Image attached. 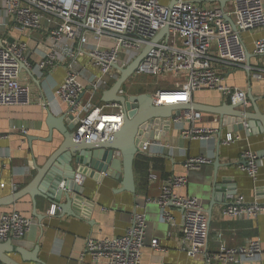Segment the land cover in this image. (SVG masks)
<instances>
[{
  "label": "built area",
  "instance_id": "1",
  "mask_svg": "<svg viewBox=\"0 0 264 264\" xmlns=\"http://www.w3.org/2000/svg\"><path fill=\"white\" fill-rule=\"evenodd\" d=\"M230 5L226 13L218 6L203 8L188 0H176L172 7L159 0H0V33L4 35L0 41V107L30 105V89L19 83L23 67L43 77L48 69L63 66L66 76L53 96L76 121L75 142H104L122 128L125 110L117 103L91 104V99L117 80L119 73L114 67L125 68L148 46L151 48L135 74L174 79L172 86L152 94L155 105L189 104L194 92L215 90L231 103L244 102L243 107H246L249 104L245 91L227 86L217 67L245 68L248 53L241 33L264 28V3L262 0H230ZM164 29L166 33L162 38L152 43ZM10 32L21 36L31 32L41 34L43 56L35 59L30 44L11 38ZM253 46L255 55L264 56V40L255 41ZM81 59H85V67ZM263 73L264 70H254L252 77L263 80ZM84 94H88L85 101ZM118 94L128 96L123 88ZM164 97L166 103L162 104ZM170 120L184 139L209 141L217 134L216 129L196 125L201 120V112L194 109ZM21 133L24 137L27 131L23 129ZM235 139L227 134L224 143ZM147 148V143L142 144L140 152ZM240 160V168L255 182L259 171L257 155L245 151ZM210 163L209 158L192 157L185 161L184 168L192 171ZM83 179L78 175L75 181L81 184ZM186 184V176L167 178L159 197L153 201L160 208L161 221L170 227H175L176 223L169 209L179 211L180 251L190 259L202 257L206 264L257 260L264 249L255 239L231 247L222 243L213 254L206 251L208 220L198 199L179 194ZM262 213L263 204L247 203L240 197L222 210V215L228 218L253 219ZM31 225L29 218L16 211L2 212L0 243L24 239ZM145 234V217L134 211L131 225L123 236L88 239L85 254L105 264H141ZM151 247L162 252L155 239Z\"/></svg>",
  "mask_w": 264,
  "mask_h": 264
},
{
  "label": "crops",
  "instance_id": "2",
  "mask_svg": "<svg viewBox=\"0 0 264 264\" xmlns=\"http://www.w3.org/2000/svg\"><path fill=\"white\" fill-rule=\"evenodd\" d=\"M171 1L159 0L163 5H169ZM188 1L203 8H221L223 4L226 13L231 9L230 0ZM3 36L0 33V41ZM9 36L29 43V47L35 51V59L43 56V36L38 32H31L28 36L10 32ZM241 38L248 53L245 68H217L223 74L227 86L245 91L246 100L251 93L257 99L260 113L264 115V73L263 80L252 77L254 70H264V56L253 53L254 42L264 40V28L241 33ZM85 63V59H81V65L85 67ZM29 72L25 67L22 68L19 83L30 89V105L0 107V133L3 135L0 139V197L10 196L30 186L39 176L38 170L46 166L48 159L62 142V138L55 131L52 139L48 140L45 119L48 110L55 116L66 112V107L53 96L55 89L64 81L65 68L57 66L48 69L43 77ZM87 97L88 94H84L83 100ZM228 100L230 99L218 91L200 90L192 94L191 103L188 105L189 109L196 106L211 108L219 107L225 102L229 104ZM99 101L100 95L96 98L94 96L91 104H98ZM44 103L48 104L46 108L42 106ZM247 103L250 101L247 100ZM242 108L252 113L250 104ZM214 119L213 114L201 113V120L196 125L217 129ZM169 123L167 132L163 131L162 124L155 125L156 136L144 143L148 144L147 151L139 152L135 157V194L119 192L120 182L106 175L100 181L84 178L81 182L83 202L79 208L80 218L56 216L53 211L55 208L49 206L41 196H35L34 206L31 197L26 195L10 207L0 208V214L16 211L31 220L32 225L25 238L12 242H16L19 249L28 254L38 246L37 256L44 264H105L103 261H93L85 254L86 241L123 236L131 225L133 212L137 211L146 220L141 264H206L202 257L190 259L180 251L179 211L169 209L176 223L175 227H170L161 221L160 208L153 203L159 197L161 186L167 178L186 176L187 184L178 192L200 202L208 220V253L218 252L222 243L228 247L239 246L250 239L258 240L264 249V213L253 219L228 218L222 215L223 208L237 197L247 203L257 202L264 205V134L256 132L248 136L245 127L240 131L222 128L218 131L221 134L220 139L218 135H214L209 141L189 140L181 137L180 130L171 120ZM23 129L27 131V136L34 138L30 144L21 133ZM227 134L237 139L225 144ZM245 151L254 152L257 158L260 157L255 182L240 168V156ZM198 156L209 158L211 163L197 170L186 171L185 161ZM217 157L221 166L215 177L211 164ZM71 166L73 169L77 168L74 163ZM61 169L63 166L56 162L44 171L33 192L42 194V191H47L50 187L48 179ZM214 183L218 191L212 196ZM208 211H211L210 216ZM34 212L39 218H43L41 222L34 217ZM154 239L158 241L162 252L152 249L151 241ZM9 257L20 264H33L24 262L19 253H10ZM214 264L221 263L216 261ZM227 264H264V251L257 260L240 259L238 263Z\"/></svg>",
  "mask_w": 264,
  "mask_h": 264
},
{
  "label": "water",
  "instance_id": "3",
  "mask_svg": "<svg viewBox=\"0 0 264 264\" xmlns=\"http://www.w3.org/2000/svg\"><path fill=\"white\" fill-rule=\"evenodd\" d=\"M175 3L176 0H172L169 7H172ZM219 3L221 4L222 2ZM221 8H224L223 4H221ZM225 19L231 23L233 30H236L231 19L228 17ZM165 33L166 29L160 31L152 40V43L159 41ZM11 41L10 39V42ZM150 48L151 46L146 47L125 68L114 67L119 73V76L113 85L100 95L101 103H117L124 108L125 114L122 128L104 142L83 141L77 143L73 135V130L76 125L73 116L66 112L59 116H55L48 110L45 119L49 134L48 140L52 139L53 132L55 131L62 138V142L58 149L48 159L46 166L38 170L39 176L30 186L10 196L0 197V208L10 207L26 195L31 197L32 204L35 206L34 198L38 195L41 196L49 206L55 208L53 210L54 215L80 218L79 208L80 204L83 202V188L81 184L75 181L77 175L83 178L93 179L94 181H100L102 176L106 175L120 182L121 187L119 192L135 194L133 164L136 155L140 152L142 144L156 136L154 130L155 125L162 124L164 126L163 131L167 132L170 119L172 117H180L181 111H187L190 108L188 104L168 106L155 105L153 95L147 93L128 96H121L118 94L123 84L135 74L139 63L147 55ZM247 100L250 101L249 104L252 107V113L242 108L244 102L233 104L230 100H228L229 104L225 102L219 107L209 108L196 106L194 110L215 115L214 121L218 126L216 135H218L219 139L221 134L218 133V131L222 128H231V130L240 131L245 127L248 136L256 132L258 134H264V115L259 111L257 99L252 97L251 93H249ZM24 139L29 144L34 140L33 137L27 135L24 136ZM116 153H118V156ZM258 158L260 159L259 156ZM56 162L62 165L63 169L56 172L54 177L48 179L50 187L47 191L44 190L42 194H35L33 189L41 180L40 176ZM71 163H74L77 168L73 169ZM211 165L214 168L216 177V172L221 166L219 158L217 157L215 162ZM213 186L214 189L211 190L212 196L215 195V191H218V187H216L215 183ZM207 213L209 216L211 215V211ZM34 217H36L38 222H41L43 219L39 218L35 212ZM10 253H19L24 262L44 264L37 256L38 246L28 254L25 253L23 249H19L16 242L7 241L0 243V264H20L9 257Z\"/></svg>",
  "mask_w": 264,
  "mask_h": 264
},
{
  "label": "rangeland",
  "instance_id": "4",
  "mask_svg": "<svg viewBox=\"0 0 264 264\" xmlns=\"http://www.w3.org/2000/svg\"><path fill=\"white\" fill-rule=\"evenodd\" d=\"M92 73V69H89ZM174 79L172 76H143V75H132L122 86L126 95H139V94H154L156 90L162 88H168L172 86ZM101 94L99 91L95 98Z\"/></svg>",
  "mask_w": 264,
  "mask_h": 264
},
{
  "label": "bare ground",
  "instance_id": "5",
  "mask_svg": "<svg viewBox=\"0 0 264 264\" xmlns=\"http://www.w3.org/2000/svg\"><path fill=\"white\" fill-rule=\"evenodd\" d=\"M165 99H167V98L164 97V98L161 99V103H162V104H165V103H166V102H165ZM168 102H169V101H168Z\"/></svg>",
  "mask_w": 264,
  "mask_h": 264
}]
</instances>
